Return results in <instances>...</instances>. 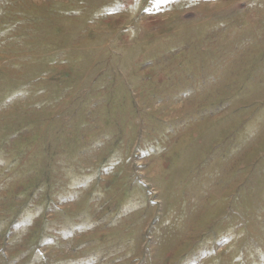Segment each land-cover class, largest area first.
Returning a JSON list of instances; mask_svg holds the SVG:
<instances>
[{
    "label": "rangeland",
    "instance_id": "obj_1",
    "mask_svg": "<svg viewBox=\"0 0 264 264\" xmlns=\"http://www.w3.org/2000/svg\"><path fill=\"white\" fill-rule=\"evenodd\" d=\"M0 264H264V0H0Z\"/></svg>",
    "mask_w": 264,
    "mask_h": 264
}]
</instances>
